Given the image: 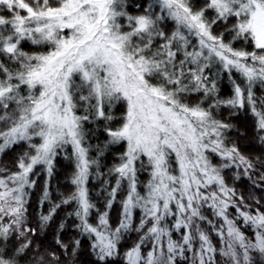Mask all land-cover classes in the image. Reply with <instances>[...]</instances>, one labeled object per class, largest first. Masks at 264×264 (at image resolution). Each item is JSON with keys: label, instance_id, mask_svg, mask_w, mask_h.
Wrapping results in <instances>:
<instances>
[{"label": "snow or ice", "instance_id": "6c2138e0", "mask_svg": "<svg viewBox=\"0 0 264 264\" xmlns=\"http://www.w3.org/2000/svg\"><path fill=\"white\" fill-rule=\"evenodd\" d=\"M82 239L91 264H264V0H0V264Z\"/></svg>", "mask_w": 264, "mask_h": 264}, {"label": "trees", "instance_id": "16d2710c", "mask_svg": "<svg viewBox=\"0 0 264 264\" xmlns=\"http://www.w3.org/2000/svg\"><path fill=\"white\" fill-rule=\"evenodd\" d=\"M237 46H239V45H237ZM222 90H223L224 95L230 94V86H229L226 79L222 85ZM223 115L225 117H227L228 113L226 110L223 112ZM240 127L242 129L248 128V130H249V133H248L249 138L247 141H242L241 142L242 145L248 146L250 151H254L255 145L250 143L251 142L250 121L244 120V118L242 116L241 121H240ZM14 157H15V153H8L3 157V162L4 163H11L14 160ZM70 171H71L70 166L66 162L61 161L58 164L57 175L54 177V179L51 182V190L50 191H51V196H52L53 200H58L59 194L62 192H66L68 190V188L70 187V185H68V183H67V177L69 176ZM42 188H43V184L41 183V181H39L36 189L32 193V197H31L30 214L32 217V224L34 227L36 226V223H37L38 211H40V209H38L39 208L38 207V200L41 196ZM49 206L50 205H45L44 211H47V208ZM69 210L70 209H65V208L58 210L53 221L50 223V226L48 227L46 234L42 235L40 237L41 242L43 244L54 243L56 234L59 231L60 222L64 219L67 211H69ZM118 212H119V205H117L113 209V212H112L113 220H115L117 218ZM73 223H74V221H72V220L68 221L65 230L61 234V238L65 242H70L77 235V233L72 228ZM91 260H92V257L89 254L88 241L86 239H82V244H81V248H80V256H79V259L77 261V264H91Z\"/></svg>", "mask_w": 264, "mask_h": 264}, {"label": "rangeland", "instance_id": "374dc122", "mask_svg": "<svg viewBox=\"0 0 264 264\" xmlns=\"http://www.w3.org/2000/svg\"><path fill=\"white\" fill-rule=\"evenodd\" d=\"M39 181H41V183L44 185V178H43V177H41ZM38 209H39V208H38ZM38 212H39V211H38Z\"/></svg>", "mask_w": 264, "mask_h": 264}]
</instances>
